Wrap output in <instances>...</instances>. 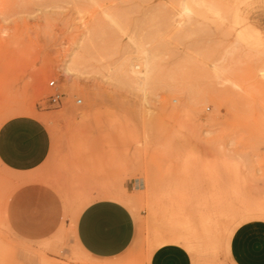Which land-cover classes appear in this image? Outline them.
I'll list each match as a JSON object with an SVG mask.
<instances>
[{"label":"rangeland","instance_id":"374dc122","mask_svg":"<svg viewBox=\"0 0 264 264\" xmlns=\"http://www.w3.org/2000/svg\"><path fill=\"white\" fill-rule=\"evenodd\" d=\"M18 115L51 146L0 164V264H146L166 243L230 264L233 230L264 219V0H0V124ZM107 192L138 249L103 260L75 223Z\"/></svg>","mask_w":264,"mask_h":264},{"label":"crops","instance_id":"0c3cea01","mask_svg":"<svg viewBox=\"0 0 264 264\" xmlns=\"http://www.w3.org/2000/svg\"><path fill=\"white\" fill-rule=\"evenodd\" d=\"M51 140L46 125L38 118L18 115L0 124V164L7 170L26 173L38 168L47 159ZM140 181L129 187L136 190ZM109 199H98L82 207L75 223V238L79 247L91 257L116 259L135 253L137 223L130 210L115 193ZM103 215L109 227L101 232L95 221ZM227 257L230 264H264V219H251L239 224L232 232ZM146 264H192L188 251L181 245L166 243L147 256Z\"/></svg>","mask_w":264,"mask_h":264},{"label":"snow or ice","instance_id":"6c2138e0","mask_svg":"<svg viewBox=\"0 0 264 264\" xmlns=\"http://www.w3.org/2000/svg\"><path fill=\"white\" fill-rule=\"evenodd\" d=\"M37 211H40L41 209L39 206L36 209ZM97 229H99L101 232H103L104 229L109 227V222L105 219L103 215H100L97 217L94 225Z\"/></svg>","mask_w":264,"mask_h":264},{"label":"built area","instance_id":"2783aa9c","mask_svg":"<svg viewBox=\"0 0 264 264\" xmlns=\"http://www.w3.org/2000/svg\"><path fill=\"white\" fill-rule=\"evenodd\" d=\"M49 86L53 87V86H54V81H51V82L49 83ZM57 98H58V95H54V96L52 97V100H53V101H56Z\"/></svg>","mask_w":264,"mask_h":264},{"label":"bare ground","instance_id":"6f19581e","mask_svg":"<svg viewBox=\"0 0 264 264\" xmlns=\"http://www.w3.org/2000/svg\"><path fill=\"white\" fill-rule=\"evenodd\" d=\"M62 72V71H61ZM89 91V90H88ZM78 102H80V101H78Z\"/></svg>","mask_w":264,"mask_h":264}]
</instances>
